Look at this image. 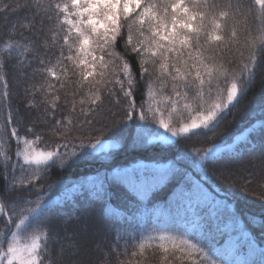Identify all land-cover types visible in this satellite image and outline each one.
<instances>
[{
  "label": "snow or ice",
  "instance_id": "obj_1",
  "mask_svg": "<svg viewBox=\"0 0 264 264\" xmlns=\"http://www.w3.org/2000/svg\"><path fill=\"white\" fill-rule=\"evenodd\" d=\"M255 3L260 8V26L256 29L257 34L250 38L251 28L246 20L248 14L239 0L236 3L232 0H66L64 3L55 4H45L43 0H17L13 7H0V14L15 12L21 8L33 9V19L21 24V28L32 32L39 24L42 34L43 22L55 16L61 29L55 31L50 42L48 39L42 42L39 38L32 39L23 34L19 39L9 35L8 39L14 40V43H5V51L0 54V67L6 72L10 69H32V61L37 62L31 73L25 71L20 76L25 82V96L28 98L26 103L29 104V110L37 109V120L46 123L52 134L59 133L62 139H76L77 135H73L74 133L83 135L80 130L85 125L95 124L105 100L111 103L116 98V85H119V90L127 102L124 116L127 120L134 121L137 120L136 104L132 96L137 81L133 79L128 62L115 51V42L122 28L127 27L126 43L139 56L141 79L148 77V99L140 106L138 122L135 123L134 144L142 147L151 144L153 140L166 142L169 138L167 134L172 138L207 134L214 132L231 109L239 103L246 94L241 86L245 83L250 85L256 69L264 64V0H255ZM229 20L232 21L231 26L228 24ZM65 25L69 26L67 31L63 29ZM241 26L243 36L237 31ZM134 27L139 37L135 43L132 35ZM62 31L63 43L57 55L49 49L60 40ZM65 46L67 54L64 51ZM42 48L45 49L44 55H54L56 58V64L51 68L47 67L51 60L46 61L41 56ZM245 51L248 60L241 73L232 72L229 65L235 61L227 59L225 53H231L233 57L238 54L242 59ZM258 55L261 57L259 61ZM117 60L121 62L117 63ZM56 68H59V72ZM244 73L248 74L247 82ZM121 74L124 79H121ZM49 76L56 82L46 79ZM156 83L160 85L158 89L153 87ZM7 95L6 92L0 93V103L5 101ZM157 95L161 99L157 100ZM119 102L116 100L117 104ZM153 102L158 106L163 104L166 109L176 113L179 112L177 106L183 103L185 110L194 107L195 116H190V123H182L177 127L172 126L171 120L165 122L160 118L158 127L163 129L161 133L147 126L148 113H152L153 120H156L157 114L161 117L163 115L159 107H151ZM144 104L149 106L147 111ZM7 107L10 109L11 104H7ZM60 112L67 115L57 119V113ZM49 116L52 117L51 120ZM7 123H11V113ZM258 123L264 126V120ZM11 134L19 140V132L15 128ZM24 143L30 142L25 140ZM61 146L68 145L64 143ZM78 147L85 151L89 148L97 151L108 145L99 138L95 142L89 138L87 143L81 140ZM214 150V147L209 148L204 155L197 151V159L193 164L202 168V162ZM65 155L76 157L78 154L74 151ZM58 156L59 150L53 148L51 151L34 152L31 156L24 155L23 159L25 164L37 166L33 175L40 178L47 167L55 164ZM40 165H45V168L41 169ZM148 170V165H141L138 170L127 169L114 176L98 177L97 198L104 199L106 184L119 181L128 189L137 192L138 198L142 200L169 173L181 171L174 163L167 168L150 169L155 174H146ZM47 192L48 195L37 192L35 184L25 188L23 181L19 187L5 181L0 188V195L5 200L15 197L7 204L0 203V217L7 216L9 225L14 224L17 229L26 227L31 232V242L21 246L19 234L9 228L5 234L7 248L0 249V264H83L78 257L86 246L91 224L86 218H77L78 231L69 237L66 228H61L53 218H48L45 210L59 204L60 200L51 194L52 185L48 186ZM201 192L199 184L191 183L183 191V198L195 217L190 223V230H199L202 237L205 232L211 234L213 224L199 217L194 210L201 203ZM34 194L36 199H29ZM214 218L215 213L212 214V219ZM239 227L240 222L234 223L232 220L222 226L215 225V231L228 234L222 249L214 246L208 249L216 259H211L208 252L188 239L181 240L179 245L174 243L173 249L186 251L188 256H194L190 264H196L200 257L208 264H254L248 256L255 254V244L246 239L241 243L242 237L231 235ZM188 234L189 229L182 233ZM160 239L163 240L164 237ZM244 244L249 249L248 256L240 254ZM160 247L165 254L170 252L162 244ZM140 248L143 251L144 245L141 244ZM111 252L109 247L107 258L103 252L100 253L102 264H107L112 259ZM132 255L135 256L136 253L133 252ZM260 256V264H264V249L260 250ZM165 259L169 257L166 256Z\"/></svg>",
  "mask_w": 264,
  "mask_h": 264
},
{
  "label": "trees",
  "instance_id": "obj_2",
  "mask_svg": "<svg viewBox=\"0 0 264 264\" xmlns=\"http://www.w3.org/2000/svg\"><path fill=\"white\" fill-rule=\"evenodd\" d=\"M66 0H43V3H64ZM236 3L237 0H232ZM17 0H0V7L9 5L15 6ZM248 14L247 25L251 28L249 37L257 34L256 29L260 26V8L255 0H239ZM33 9L21 8L18 11H9L7 14H0V54L5 51V43H14L9 40V35L19 39L20 35L30 36L32 39L39 38L42 42L48 39L56 30L61 29V25L56 22V17L43 22V33L37 29L29 32L27 28H21V24H26L33 19ZM6 15V19H5ZM61 19L63 17L61 16ZM245 19V18H242ZM127 24V22H123ZM231 26L232 21H228ZM67 25L63 26L64 31L68 30ZM238 34L243 36V26L237 29ZM133 43L138 39V34L133 28ZM127 27L122 28L120 36L115 42V51L119 57L126 60L133 79L137 81L133 91L132 99L136 104L137 120L129 121L124 116L127 109V102L123 94L116 85V98L111 103L105 100L103 110L97 116V122L91 126L85 125L80 131L83 135H77L76 139H62L59 133L55 135L48 129L46 123L38 121L39 115L36 108L29 110L26 103L25 82L20 79L25 71L31 73L37 66L35 60L32 61V69H10L6 72L0 67V93H7V98L0 103V188L5 181L10 184L20 186L23 181L25 188H30L32 184L37 186V192L48 195L47 189L52 185V195L58 197L59 204L53 205L45 210L48 218H53L54 222L64 228L70 223L77 226V218L92 220L98 228L107 231L105 239L107 245L113 246L112 259L108 264H190L195 258L188 256L185 252L173 249V244L179 245L181 240L188 239L191 243H196L201 247L211 259H216L208 251L210 246L222 249L224 242L228 239V234H221L215 231V225L221 226L229 220L240 222V227L233 231V237H242L241 243L246 239L255 244L254 255L248 256L246 244L241 248V256H248L254 264H260V250L264 249V126L258 122L264 120V64L256 69L255 77L250 85L245 83L241 87L246 94L239 100L219 124L214 132L207 134L191 135L190 138H175L168 143L153 140L151 144L136 146L135 123L138 122L141 104L148 99L146 81L148 77L141 79V65L139 56L127 45ZM63 31L61 38L56 45L49 49L58 55L63 43ZM67 54V47H64ZM45 49H41L43 59L51 60L47 67L56 64L54 55H44ZM259 53V46H257ZM16 53H13L15 56ZM227 59H234V63L229 65L232 72L240 74L243 65L247 63L248 55L245 51L241 59L238 54L234 57L226 52ZM261 59L258 55V61ZM117 60V63H120ZM151 71V67L149 66ZM59 72V68H56ZM38 75V74H37ZM247 82L248 74L244 73ZM53 83L56 81L51 76L46 77ZM121 79H124L121 74ZM31 81H29L30 83ZM158 89V83L153 85ZM226 95V93H225ZM161 99L157 95V100ZM119 100V104L116 103ZM61 102L63 103V97ZM11 104V108L7 104ZM42 107V106H41ZM148 105L144 104L145 111ZM153 109L159 107L163 115L157 114L156 120L152 119V113H148L147 126L153 130L161 131L158 127V120L163 118L165 122L172 121V126L177 127L182 123H190V116L194 118L195 109H184L183 103L177 107L179 112H172L166 109L163 104L151 105ZM11 113V123H7ZM180 113H183L181 115ZM67 113H57L56 118L66 116ZM52 117L49 116V120ZM15 128L19 132V140L11 134ZM199 131V130H197ZM168 135V134H167ZM89 138L95 142L99 138L102 142L110 145L108 149L94 151L91 148L82 150L78 147L81 140L85 143ZM28 140L37 152L51 151L57 148L60 156L56 158L55 164L47 167L40 178L33 175L37 168L35 164H25L22 156L24 143ZM67 143V147H62ZM215 148L216 153H209L202 162L203 167H197L193 161L197 159L195 153L199 151L204 155L209 148ZM99 149V147H98ZM76 152L78 155L72 157L65 153ZM19 153V155H17ZM62 162L63 166H62ZM181 171L169 173L160 183L152 189L142 200L138 195L128 189L119 181L106 184L104 199L100 200L91 197L84 184L88 181H97L98 177L114 176L117 172L127 169H137L141 165H148L149 170L153 168H167L171 164ZM245 166L244 169H238ZM257 167L260 177L245 182V175L252 171V167ZM41 169L45 165H40ZM138 170V169H137ZM240 171H243L240 173ZM155 174V173H154ZM251 176V174H249ZM240 176V177H239ZM191 183H197L202 189L198 207L194 210L199 217L209 220L213 224L211 234L205 232L201 237L199 230L192 232L190 223L195 218L193 210L189 209L186 200L183 198V191ZM74 189H78L75 190ZM15 197L5 200L0 195V203H9ZM29 199H36L32 195ZM215 218L212 219V214ZM19 221L17 220L16 223ZM9 228L12 231H19V239L27 242L31 239V232L25 228L17 229L15 225L7 223V216L0 217V249L6 250L7 243L5 234ZM185 229H189L188 235H182ZM102 230V231H103ZM47 230L45 229V232ZM69 229L67 228V233ZM104 232V231H103ZM160 237H164L163 240ZM10 239V235L8 236ZM120 246H114L115 243ZM144 248L141 251L140 245ZM170 249L165 254L160 245ZM109 249V248H108ZM108 249L105 252L108 256ZM136 255L133 256L132 253ZM168 256L169 259H165ZM208 264L200 257L196 264Z\"/></svg>",
  "mask_w": 264,
  "mask_h": 264
},
{
  "label": "rangeland",
  "instance_id": "obj_3",
  "mask_svg": "<svg viewBox=\"0 0 264 264\" xmlns=\"http://www.w3.org/2000/svg\"><path fill=\"white\" fill-rule=\"evenodd\" d=\"M160 132L162 133L163 130H161ZM168 137L169 138L166 142L165 141H162V142L168 143V142L172 141L173 139H175V138H172L170 136V134H168ZM106 145H108V144H106ZM109 146L110 145H108V147ZM108 147L104 148L103 150L108 149ZM34 152H37V150H35V148L32 145L26 144V147L23 149L22 156L23 157H24V155L31 156L34 154ZM213 152L216 153L217 151H213ZM244 168H245V166H241L238 169H244ZM137 169H139V168H137ZM251 169H252L251 173L247 172V174L245 175V178H246L245 182H247L249 184H250V181H252L253 179L260 177L258 174V170H257L256 166L255 167L253 166ZM241 172H243V171H240V173ZM146 173H149V175L152 174L151 171L150 172L146 171ZM249 174H251V176ZM135 193L138 195L137 192H135ZM90 224H91V230L88 234L87 243H86V246L83 249V251L80 253L78 260L82 261L83 264H102L100 253L103 252L106 256L107 252H105L106 251L105 249L106 248L108 249L109 247H111V246L107 245V242H108L106 240L107 238L106 239L104 238L105 235H107V231H105L101 228H98V226L95 225L96 223H94L92 220H91ZM64 228L69 229V232L67 233V235L69 237H71L73 232L78 231V223H77V226L75 225V227H74V225L71 226L70 223H67L64 225ZM19 231H17L18 234H19ZM30 242H31V239L28 240L27 242H22L20 240L21 246H24L25 244L30 243ZM118 245L120 246V243L116 242L114 246H118ZM112 247H111V249H112Z\"/></svg>",
  "mask_w": 264,
  "mask_h": 264
},
{
  "label": "bare ground",
  "instance_id": "obj_4",
  "mask_svg": "<svg viewBox=\"0 0 264 264\" xmlns=\"http://www.w3.org/2000/svg\"><path fill=\"white\" fill-rule=\"evenodd\" d=\"M88 220H89V222L91 223L90 219H88Z\"/></svg>",
  "mask_w": 264,
  "mask_h": 264
}]
</instances>
